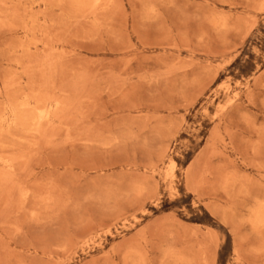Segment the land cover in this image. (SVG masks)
Listing matches in <instances>:
<instances>
[{
    "label": "rangeland",
    "instance_id": "1",
    "mask_svg": "<svg viewBox=\"0 0 264 264\" xmlns=\"http://www.w3.org/2000/svg\"><path fill=\"white\" fill-rule=\"evenodd\" d=\"M0 264H264V0H0Z\"/></svg>",
    "mask_w": 264,
    "mask_h": 264
}]
</instances>
